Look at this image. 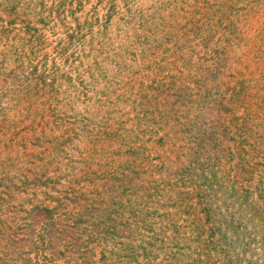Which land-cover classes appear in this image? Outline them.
<instances>
[{
    "label": "trees",
    "instance_id": "1",
    "mask_svg": "<svg viewBox=\"0 0 264 264\" xmlns=\"http://www.w3.org/2000/svg\"><path fill=\"white\" fill-rule=\"evenodd\" d=\"M263 10L264 0H0V264H92L98 254L103 264H135L134 245L119 253L104 244L124 237L120 225L130 237L160 222L151 246L164 249L171 213L133 203L147 132L178 127L204 158L223 155L206 119L247 75L264 76V28L254 24ZM198 47L194 68L219 75L185 92L190 115L168 117L165 100L182 80L164 69L192 63ZM212 172L185 175L227 208L207 210L209 247L230 255L227 264H264L255 192Z\"/></svg>",
    "mask_w": 264,
    "mask_h": 264
},
{
    "label": "rangeland",
    "instance_id": "2",
    "mask_svg": "<svg viewBox=\"0 0 264 264\" xmlns=\"http://www.w3.org/2000/svg\"><path fill=\"white\" fill-rule=\"evenodd\" d=\"M260 14L258 22H254L259 30L264 28V10ZM204 51L198 47L191 52L188 57L192 63L189 62L187 66L181 62L177 66L170 63L168 66L170 69H164V76L169 73L182 80L181 86L172 88L176 91L175 95H170L165 100L168 106L164 105L166 108L164 111L168 117L175 116L177 119V116L190 115L192 109L187 103L190 99H184L185 92L198 93L203 90L202 85L206 77L211 79V76L219 75L214 67L194 68L193 64L198 62L199 54H203ZM233 57L240 58L242 55L237 53L233 54ZM134 64L136 77L140 76V72L145 73L141 61ZM229 73L225 70L224 82L230 80ZM247 77V87L228 93L223 99V104L220 103L221 110L213 111L214 114L206 119L209 132L216 138L212 143L214 150L219 149L221 141H224L223 155L220 157L207 159L202 153H196L198 149L194 146L193 139L188 145L186 140L189 139L184 141L185 134L179 132L178 127H172L164 132L157 130L155 132V129L150 128L147 132L144 142L147 152L142 161L145 173L143 172L140 175L142 178L138 179L141 189L133 196V203L134 208L139 209L149 200L154 215L163 211L171 213L167 215L168 219L162 222L164 225L166 223L165 226L169 222L164 249L159 250L151 246L156 241L151 238L152 230H155L160 222L153 223L152 230L141 228L140 232L135 231L130 237L128 229L120 225L119 232L124 234V237L106 239L104 244H107V249L116 247L120 249L118 251L120 253L130 244L134 245L136 251L132 253H135V264H144L147 260L149 264H227L230 255L225 251H216L208 245L211 228L207 222L208 208L213 210L215 208L214 211L218 213H224L227 208L222 206L218 196L211 197L204 193L203 197L204 194L199 192L201 188L191 186L185 175L198 168L201 172L199 177L203 180V177L209 175L204 172L211 168L213 170L211 174L222 177L226 183L233 180L237 185L254 191L259 204L264 208V76L257 72L253 79H250L251 74ZM110 94V97L117 99L114 90L110 91ZM225 107L230 110L225 111ZM161 166H164L163 174L159 172ZM254 167L261 169L254 170ZM180 168H184L185 171H181ZM251 174L255 176L253 179ZM208 200L212 201L211 205H208ZM158 220L155 216L153 222ZM158 244H161L159 239ZM143 246L153 250L152 253L145 254ZM99 258V254L94 256L92 264H103L99 262Z\"/></svg>",
    "mask_w": 264,
    "mask_h": 264
}]
</instances>
